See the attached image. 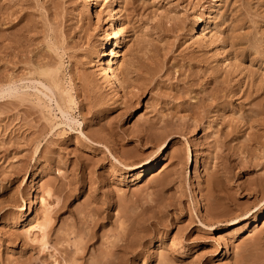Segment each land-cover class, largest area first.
<instances>
[{"label":"rangeland","instance_id":"374dc122","mask_svg":"<svg viewBox=\"0 0 264 264\" xmlns=\"http://www.w3.org/2000/svg\"><path fill=\"white\" fill-rule=\"evenodd\" d=\"M215 2L115 0L128 84L111 97L88 55L104 1L0 0V264H264V0ZM60 55L65 114L37 73ZM43 198L47 248L26 231Z\"/></svg>","mask_w":264,"mask_h":264},{"label":"bare ground","instance_id":"6f19581e","mask_svg":"<svg viewBox=\"0 0 264 264\" xmlns=\"http://www.w3.org/2000/svg\"><path fill=\"white\" fill-rule=\"evenodd\" d=\"M87 3V14L93 10L95 5L98 4L101 0H84ZM104 1V5L109 9V21L111 24L108 28L102 29L101 32L97 35V40L93 43L92 47L88 50V55L90 58V62L96 68V71H93V75L95 79L99 77L105 83L106 87H108L109 95L111 97L121 96L122 91L126 90L128 81L124 77V72L126 70V66L120 61V56L122 55V51L120 50V44L123 40V34L125 32L124 23L120 21V13L122 12L121 8L114 7L115 0H102ZM215 6L213 9L215 11L220 10L222 6V0H215ZM197 28L199 27L201 33L199 37L203 42L211 43L214 41V33H212L210 29V24L201 18H199L196 22ZM203 26V27H202ZM62 61L57 62L54 66L44 65L38 68L37 73L39 77L45 79L50 83L53 89L58 90L60 92L61 102L57 101L58 108L61 110L62 114L70 111L76 104L77 100L73 91H76L75 82L70 80L69 87L65 86L63 83V78L61 77V72L63 68V56L60 55ZM231 63H228V66H231ZM124 68V69H123ZM124 70V72H123ZM6 94H11V90L5 91ZM69 105V106H68ZM164 157L160 159L156 164H148L144 166L141 170L135 173V181L136 184L141 183L145 177L150 176H158L160 173L162 174L166 170V166H164ZM191 164V159L189 161V166ZM163 166V167H159ZM161 168L157 173L156 168ZM124 180V179H121ZM50 191L48 190L47 194ZM42 212L37 216L36 220H33L26 227V231L28 236H34L35 239L38 238L41 240L42 246L45 248L49 247V228L53 222V205L47 201V199H42ZM253 222H257L256 219H252ZM237 220L234 221V226L237 224ZM258 226V225H256ZM246 227H235L232 230H229L227 233L230 237H239L240 234L248 231L251 235L256 230V227L253 229H247ZM121 229L124 231L127 229V226L122 222ZM70 234V233H69ZM79 236V235H77ZM80 237L76 238L73 241L77 246V251L82 248L81 241H79ZM71 239L68 238V241ZM161 260L166 261L165 256L161 257ZM70 263L67 261V264Z\"/></svg>","mask_w":264,"mask_h":264}]
</instances>
